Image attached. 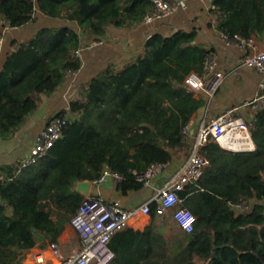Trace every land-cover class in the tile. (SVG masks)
Instances as JSON below:
<instances>
[{
	"label": "trees",
	"instance_id": "obj_1",
	"mask_svg": "<svg viewBox=\"0 0 264 264\" xmlns=\"http://www.w3.org/2000/svg\"><path fill=\"white\" fill-rule=\"evenodd\" d=\"M216 27L233 39L264 38V0H214ZM46 17L77 23L43 28L29 41L12 40L0 71V138H12L71 73L79 71L83 38L103 39L109 27L144 22L152 0H0V20L16 29ZM211 55L197 33L151 36L143 54L122 69L112 64L93 77L69 110L62 137L35 164L0 168V264H23L34 248L45 249L70 224L85 200L76 186L94 182L105 169L119 174L123 195L144 184L135 173L168 166L173 152L190 154L185 134L206 101L186 85L203 74ZM256 150L229 152L214 141L203 149L209 160L201 179L180 193L182 206L197 216L183 232L173 214L158 215L144 231L127 229L110 242L111 264H264V106L254 115ZM257 203L237 213L235 206ZM37 232H36V231ZM40 235L46 240L40 242Z\"/></svg>",
	"mask_w": 264,
	"mask_h": 264
},
{
	"label": "crops",
	"instance_id": "obj_2",
	"mask_svg": "<svg viewBox=\"0 0 264 264\" xmlns=\"http://www.w3.org/2000/svg\"><path fill=\"white\" fill-rule=\"evenodd\" d=\"M213 2L214 0L192 2L187 9L178 10L170 17L152 24L143 22L131 28L109 27L107 35L101 39L105 42L103 45L90 46V43L100 40L94 37H84L79 53L82 61L81 69L70 74L66 84L57 93L50 97L41 95L39 109L27 119L12 138L8 140L0 138V168L18 167L19 163L30 155L37 135L60 112L69 110L72 101L80 99L81 92L93 77L109 64L120 70L133 62L143 54L147 40L155 34L169 37L178 30L196 31L197 43L211 51L214 71L222 73L224 80L214 94L210 95L204 91L196 94L197 97L206 101L207 109L204 119L214 118L229 108L241 107L238 114L248 122L252 121L255 114L249 108L244 107V104L254 99L259 92L261 84L264 83V73L260 74L242 65L246 52L236 41H226L223 34L217 29L215 20L217 16L213 14ZM36 16V22L16 29L5 27L3 21L0 20V37L4 41L0 53V71L13 49L10 45L12 40H17L19 43L27 42L39 30L46 27L71 26L79 33L81 32L77 23L46 17L39 9ZM256 44L258 51H264V38L256 40ZM212 75L210 76L212 77ZM198 119L199 116L196 114L189 124L190 144L195 141L199 130ZM187 157L188 155L184 153L173 152V160L166 167L164 173L139 191L123 195L117 190L114 179H108L101 185L90 183L87 194H83V196L85 199L95 197L107 203L120 202L126 208L139 207L156 195L158 189L186 161ZM256 203L253 201L252 205L254 206ZM151 223V216H138L131 220L129 229L144 231ZM57 243L64 256L71 255L81 249L79 238L70 224L59 236ZM42 251L45 257L51 260V264H58L48 245L45 249H32L23 264L35 263L36 256Z\"/></svg>",
	"mask_w": 264,
	"mask_h": 264
},
{
	"label": "built area",
	"instance_id": "obj_3",
	"mask_svg": "<svg viewBox=\"0 0 264 264\" xmlns=\"http://www.w3.org/2000/svg\"><path fill=\"white\" fill-rule=\"evenodd\" d=\"M197 1L200 0H152L155 9L145 17L144 23L152 24L166 19L178 10L187 9L190 3ZM223 36L226 41H236L246 52L242 63L244 67L253 69L260 74L264 73V51L257 50L256 39H246L241 36L231 39L226 35ZM3 45V38L0 37V53ZM79 53L80 51L78 55ZM211 74H213L212 77ZM223 80L224 75L214 71V61L210 55L205 62L203 74H190L186 79V85L196 94L204 91L212 95ZM262 106H264V83L261 84L254 99L244 104V107L249 108L254 114ZM240 110L241 107H233L214 118L204 119L199 126L186 161L171 174L162 187L158 189L156 195L143 205L126 208L120 202L107 203L95 197L86 198L70 222L79 238L81 249L71 255L64 256L58 243L51 242L48 244V248L58 264H111L116 258L114 251L110 248L111 239L117 233L129 229L131 220L135 217L150 216L153 203L157 205L158 215L162 216L172 212L176 225L183 232L192 233L198 218L189 209L182 206L183 199L180 193L188 185L199 181L205 168L209 165V160L202 153L204 147L210 141H214L222 149L229 152H252L256 150L252 137L254 117L252 121L248 122L238 114ZM67 123L68 120L65 117H54L45 129L37 135L30 155L19 163V171L35 164L45 156L61 139ZM188 133L189 125L185 129V134L188 135ZM166 167L152 165L143 173H135L136 180L143 183L144 186H148L153 179L164 173ZM108 179H114L118 185L122 177L109 169H105L100 177L92 183L101 185ZM242 207L244 204L234 208ZM36 258V262L33 264H51V260L45 257L43 251Z\"/></svg>",
	"mask_w": 264,
	"mask_h": 264
},
{
	"label": "water",
	"instance_id": "obj_4",
	"mask_svg": "<svg viewBox=\"0 0 264 264\" xmlns=\"http://www.w3.org/2000/svg\"><path fill=\"white\" fill-rule=\"evenodd\" d=\"M206 109H207V107H206V106H203V107H201V108L198 110V112H197V114H198V116H199V119H198V123H199V125H201V123H202L203 120H204ZM89 186H90V182H87V181H86V182H82V183H79V184H78V188H77V190H78L79 192H81L82 194H87ZM129 228H130V227H129ZM35 231H36V230H35ZM36 232H37V231H36ZM45 240H46V237H45L44 235H40V242L42 243V242L45 241Z\"/></svg>",
	"mask_w": 264,
	"mask_h": 264
},
{
	"label": "rangeland",
	"instance_id": "obj_5",
	"mask_svg": "<svg viewBox=\"0 0 264 264\" xmlns=\"http://www.w3.org/2000/svg\"><path fill=\"white\" fill-rule=\"evenodd\" d=\"M105 42L103 40H100V41H94L92 43H90L89 45L90 46H97V45H103ZM33 115V114H32ZM188 158V157H187ZM155 179L152 180V182L154 181ZM253 202H251L249 205H244V207L242 208H235L236 209V212L237 213H242V212H245L247 210H251L252 209V205ZM172 213V212H171Z\"/></svg>",
	"mask_w": 264,
	"mask_h": 264
}]
</instances>
